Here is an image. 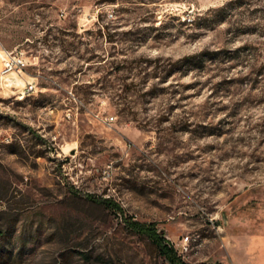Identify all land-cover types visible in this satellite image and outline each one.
Instances as JSON below:
<instances>
[{"label": "rangeland", "instance_id": "374dc122", "mask_svg": "<svg viewBox=\"0 0 264 264\" xmlns=\"http://www.w3.org/2000/svg\"><path fill=\"white\" fill-rule=\"evenodd\" d=\"M0 41V264H264V0H0Z\"/></svg>", "mask_w": 264, "mask_h": 264}, {"label": "built area", "instance_id": "2783aa9c", "mask_svg": "<svg viewBox=\"0 0 264 264\" xmlns=\"http://www.w3.org/2000/svg\"><path fill=\"white\" fill-rule=\"evenodd\" d=\"M26 64L23 52L15 50H5L3 56V68L0 69L1 74H13L14 72H21ZM14 83V79L12 83ZM36 84L33 82H28L26 90L31 92L35 88ZM189 239V238H188Z\"/></svg>", "mask_w": 264, "mask_h": 264}, {"label": "trees", "instance_id": "16d2710c", "mask_svg": "<svg viewBox=\"0 0 264 264\" xmlns=\"http://www.w3.org/2000/svg\"><path fill=\"white\" fill-rule=\"evenodd\" d=\"M110 201V200H108ZM120 207V206H119ZM161 252L163 255L169 259L174 264H191L182 260L181 256L178 254L177 249L171 245L165 238H162L160 243ZM198 264H210L207 262H201Z\"/></svg>", "mask_w": 264, "mask_h": 264}, {"label": "crops", "instance_id": "0c3cea01", "mask_svg": "<svg viewBox=\"0 0 264 264\" xmlns=\"http://www.w3.org/2000/svg\"><path fill=\"white\" fill-rule=\"evenodd\" d=\"M2 50H3V48H2V43H1V41H0V55L2 54ZM1 60V59H0ZM2 68V63H1V61H0V69Z\"/></svg>", "mask_w": 264, "mask_h": 264}]
</instances>
